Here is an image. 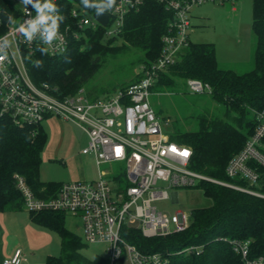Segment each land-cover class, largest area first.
I'll list each match as a JSON object with an SVG mask.
<instances>
[{
    "label": "built area",
    "instance_id": "built-area-1",
    "mask_svg": "<svg viewBox=\"0 0 264 264\" xmlns=\"http://www.w3.org/2000/svg\"><path fill=\"white\" fill-rule=\"evenodd\" d=\"M10 1L13 6L10 12L0 10V113L16 123L38 124L45 117L54 116L76 124L87 136L80 153L92 156L97 167L96 178L63 182L56 194L48 198L37 197L16 174L25 210L60 211L78 217L83 241L103 245L111 263L121 260L122 264H165L167 259L162 253H143L127 242L124 229L139 230L147 238L185 230L190 224V214L169 213L156 205L158 201L177 198L170 189L191 188L207 181L264 198V194L252 188L259 173L250 165L254 161L264 167V154L260 150L264 109L254 111V133L225 168L230 178L248 183L243 186L192 170L189 167L191 148L170 139L149 100L159 72L178 61L190 43L192 6L206 1H231L234 10L236 0H158L174 14L161 37L159 56L149 65H140L142 76L138 82L96 99H90L83 88L59 97L46 83L36 86L28 74L26 59L34 56L37 49L50 56L63 53L71 39H79L89 28L101 26L106 37L115 36L123 26L125 15L138 11L144 0H95L96 4L110 3L111 6L88 12L76 4L67 16L57 7L44 9L45 15L57 22L51 40L45 38V28L51 25V19L38 26L31 38L19 31L21 25L27 27V21L36 17V11L23 0ZM51 2L55 5L57 0ZM98 12L108 15L105 26L93 17ZM186 83L192 93L211 92L210 86L199 79L189 78ZM114 162L124 164L123 180L119 176L109 178L112 170L103 168ZM229 242L245 264H264L262 256L248 258L250 239ZM186 250L191 252L196 247ZM22 261L23 251L16 248L2 264H22Z\"/></svg>",
    "mask_w": 264,
    "mask_h": 264
},
{
    "label": "trees",
    "instance_id": "trees-1",
    "mask_svg": "<svg viewBox=\"0 0 264 264\" xmlns=\"http://www.w3.org/2000/svg\"><path fill=\"white\" fill-rule=\"evenodd\" d=\"M43 0H39L41 3ZM93 12L82 0H57L55 7L66 16L74 6ZM89 4H96L89 0ZM32 5V4H31ZM13 9L9 0H0V10ZM174 19L158 0H144L138 11L125 15L119 33L104 35V28L86 29L79 39H71L67 50L50 56L37 49L26 59L30 79L36 86L46 83L59 97L84 88L107 57L136 48L142 52L140 65H149L160 54L161 37ZM251 30L255 37L253 68L239 73L221 68L213 43H193L182 51L178 61L160 71L151 90L170 89L179 80L199 79L207 83L211 97L225 112L221 117H201L196 130L175 131L170 139L191 148L189 167L206 176L248 186L243 179L230 178L225 172L230 158L245 145L256 128L255 110L264 109V0H252ZM121 40V44H116ZM139 72L130 82L118 86L124 89L138 82ZM105 93V92H104ZM107 95V94H106ZM99 98L98 95L90 99ZM47 134L41 122L16 123L0 113V212L24 209L23 196L15 175L21 176L40 198L54 196L61 182L40 179L41 152ZM264 154V138L261 140ZM250 165L259 173L252 188L264 194V167L254 161ZM199 186L212 205L190 211V224L180 232L164 236L144 237L139 230L124 229V238L143 253L160 252L165 264H245L229 240L250 239L249 259L264 258V198L212 182ZM29 219L55 231L60 238L61 253L49 255L45 264H122L110 262L106 255L88 258L79 252L87 244L64 226L66 214L60 211H27ZM194 246L196 250L186 249Z\"/></svg>",
    "mask_w": 264,
    "mask_h": 264
},
{
    "label": "rangeland",
    "instance_id": "rangeland-1",
    "mask_svg": "<svg viewBox=\"0 0 264 264\" xmlns=\"http://www.w3.org/2000/svg\"><path fill=\"white\" fill-rule=\"evenodd\" d=\"M9 3H12L9 0ZM235 9L231 1H206L192 6L188 34L193 43H213L216 59L221 68H231L239 73L253 68L255 37L251 30L252 0H236ZM116 44H121L117 40ZM142 52L129 48L114 57H107L97 72L85 84V94L104 97L113 94L118 86L130 82L140 72ZM105 92V93H104ZM150 103L161 119L163 131L173 132L196 130L201 117H221L224 107L209 93L190 92L186 80L165 90H151ZM168 120V122L166 121ZM47 139L41 152L40 179L43 181L70 182L94 179L97 176L95 161L90 155L80 153L86 144L85 134L76 124L57 117L41 121ZM103 168L112 170L109 178H124V164L111 163ZM177 198L156 202L160 210L169 213L181 211L190 214L198 207L212 205V200L204 196L199 186L175 187L169 190ZM4 239L8 245L21 248L31 264H45L47 256L61 253L59 235L42 225L33 223L27 210L2 214ZM65 228L76 236L82 237V224L78 217L66 214ZM104 246L87 244L79 252L88 258L104 255Z\"/></svg>",
    "mask_w": 264,
    "mask_h": 264
},
{
    "label": "clouds",
    "instance_id": "clouds-1",
    "mask_svg": "<svg viewBox=\"0 0 264 264\" xmlns=\"http://www.w3.org/2000/svg\"><path fill=\"white\" fill-rule=\"evenodd\" d=\"M85 7H96L98 10H102L103 7H110V3L108 5H100V4H89V0H82ZM25 5L32 4L35 11L36 17L32 20L27 21V27L25 25H21L19 31L25 33L26 36L31 38L32 34L37 30L38 26L45 24V22L49 19L52 20L50 26L45 28V38L53 39L55 34V29L57 27V22L55 18H52L48 15H45L44 9L53 10L55 5L51 2V0H47V2L41 4L39 0H23Z\"/></svg>",
    "mask_w": 264,
    "mask_h": 264
},
{
    "label": "crops",
    "instance_id": "crops-1",
    "mask_svg": "<svg viewBox=\"0 0 264 264\" xmlns=\"http://www.w3.org/2000/svg\"><path fill=\"white\" fill-rule=\"evenodd\" d=\"M48 117H53V116H47L45 118H48ZM85 141H87L86 134H85ZM9 212H16V211L0 212V216H2V214H4V213H9ZM2 220H3L2 217H0V264H2V260L4 258L11 256L12 253H13V251L16 248H18V247H14V246L8 245L7 242H6V240L4 239V224H3V222H1ZM22 264H31L28 261V257L25 255V253H23V261H22Z\"/></svg>",
    "mask_w": 264,
    "mask_h": 264
},
{
    "label": "water",
    "instance_id": "water-1",
    "mask_svg": "<svg viewBox=\"0 0 264 264\" xmlns=\"http://www.w3.org/2000/svg\"><path fill=\"white\" fill-rule=\"evenodd\" d=\"M93 17L103 26L107 24L108 15L106 13H94Z\"/></svg>",
    "mask_w": 264,
    "mask_h": 264
},
{
    "label": "snow or ice",
    "instance_id": "snow-or-ice-1",
    "mask_svg": "<svg viewBox=\"0 0 264 264\" xmlns=\"http://www.w3.org/2000/svg\"><path fill=\"white\" fill-rule=\"evenodd\" d=\"M185 155H187V153L185 152Z\"/></svg>",
    "mask_w": 264,
    "mask_h": 264
}]
</instances>
